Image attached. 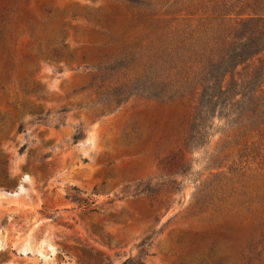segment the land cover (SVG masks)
<instances>
[{"label":"rangeland","instance_id":"1","mask_svg":"<svg viewBox=\"0 0 264 264\" xmlns=\"http://www.w3.org/2000/svg\"><path fill=\"white\" fill-rule=\"evenodd\" d=\"M224 1H19L6 32L7 40L10 30L19 37L11 48L15 74L8 75L0 60V85L13 80L0 92V264H122L138 254L137 244L147 235L146 264H264V99L235 113L237 121L215 116L208 142L188 150L184 139L199 85L169 102L133 97L115 111L80 106L93 94L74 91L89 80L84 65L122 42L147 48L141 57L146 61L157 50L201 42L222 18L264 12L246 0H226L231 10L223 14ZM42 2L58 14L59 20L47 23H66L67 51L75 56L38 61L30 82L39 84L38 97L20 87L30 42L22 31L28 11L47 17ZM11 7L12 0H0V24ZM61 10L69 13L61 17ZM94 27L105 31L103 37L93 35ZM108 34L118 41L94 46ZM171 52L177 76L197 69L187 55L177 59ZM62 107L67 110L59 114ZM38 114H48L46 121L32 122ZM77 130L83 137L75 142ZM182 157L190 159L193 177L179 176L180 190L165 184L157 196L118 197L138 181L167 179ZM77 195L96 204L80 207L72 200Z\"/></svg>","mask_w":264,"mask_h":264},{"label":"trees","instance_id":"2","mask_svg":"<svg viewBox=\"0 0 264 264\" xmlns=\"http://www.w3.org/2000/svg\"><path fill=\"white\" fill-rule=\"evenodd\" d=\"M19 1L12 0L11 14L8 18H3L0 24V60L5 63L8 75L15 74L17 70L11 48L18 44L19 37H15L10 30L11 37L7 40L6 32L9 31L15 6ZM245 3L253 10L264 7V0H246ZM227 4L225 0L223 14L230 13L231 9L227 8ZM39 9L47 16L46 18L36 17L30 11L25 17L28 27L23 29L22 33L29 35L30 42L25 48L27 71L21 77L20 87L27 95L37 93L38 97H43V94L39 93V84L30 85L38 70V61L73 59L75 55L67 51L69 45L66 23L62 22L56 26L47 23L50 20H59L52 5L42 2ZM68 13L66 10H61L60 15L64 17ZM253 13L238 20L222 18L216 25L209 26L206 38L201 42L191 44L187 49L175 48L172 52L162 49V54L157 50L146 61L141 57L146 54L147 48L136 43L122 42L115 52L102 53L97 62L84 65L85 70L89 72V80L74 91L90 89L93 97L79 105L106 107L109 111H115L133 97L169 102L184 96L187 90H191L196 84L199 85V96L184 139V146L188 150L204 146L211 134L215 116L225 117L227 122L237 121L238 116L235 117V113L244 112L248 105H257V102H262L264 99L261 91L264 84V12L259 14L253 11ZM70 15L72 19L77 17L76 13ZM96 28L94 27L93 35L103 37L105 31L99 33ZM38 31L44 34L42 39L37 36ZM74 31L77 33L79 29L75 27ZM108 35L110 39L95 42L94 46H109L118 41L117 38ZM170 52L177 59L187 55L198 63L197 69L187 70L184 76H177L178 73L172 71L176 65L173 60H169ZM85 57L86 54H83V58ZM11 82L12 79L7 84H1L0 92L6 93ZM66 110L62 107L58 112L60 114ZM47 116L48 114H38L32 122H44ZM23 130L24 126L20 123L18 131ZM82 137L81 130H77L73 135L75 142ZM25 147L26 143L22 144L19 151L23 152ZM191 170L190 159L182 157L174 160L167 179L155 182L138 181L132 186H125L124 194L118 197L157 196L165 184L178 191L183 183L178 177L192 178ZM200 191L201 188L198 189L199 193ZM72 200L77 201L78 206L84 208L96 204V199L92 197L77 195V197L72 196ZM151 238L152 235L142 238L137 244L138 254L128 257L122 264H146L143 256L148 254Z\"/></svg>","mask_w":264,"mask_h":264}]
</instances>
